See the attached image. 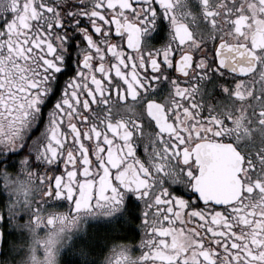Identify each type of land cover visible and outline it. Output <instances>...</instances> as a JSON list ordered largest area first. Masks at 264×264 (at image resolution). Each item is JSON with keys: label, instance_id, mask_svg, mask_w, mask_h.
Returning a JSON list of instances; mask_svg holds the SVG:
<instances>
[{"label": "snow or ice", "instance_id": "1", "mask_svg": "<svg viewBox=\"0 0 264 264\" xmlns=\"http://www.w3.org/2000/svg\"><path fill=\"white\" fill-rule=\"evenodd\" d=\"M0 157V264H264V0H0Z\"/></svg>", "mask_w": 264, "mask_h": 264}, {"label": "flooded vegetation", "instance_id": "2", "mask_svg": "<svg viewBox=\"0 0 264 264\" xmlns=\"http://www.w3.org/2000/svg\"><path fill=\"white\" fill-rule=\"evenodd\" d=\"M166 28L167 22L163 19L160 20L158 25V31H154L153 35L155 39L153 40L154 43H162L163 39L166 37ZM67 75V74H66ZM66 75L61 77V83L66 78ZM138 154L143 157L144 155V147L143 144L138 145ZM13 159H18L15 157H9L8 160H3V157H0V168L4 167V164L10 163ZM56 167V166H54ZM59 169L63 171V165H59ZM43 171V169H41ZM51 171V169L49 170ZM2 183V184H1ZM0 186L3 187V181L0 180ZM6 198L0 199V210L3 211L4 220H0V232L2 234V246H1V254L0 260L3 259L4 256H7L9 260L15 256L14 252H10L7 249V245L5 241H15L18 245L23 243V240L20 236V232L18 229H14L9 227V225L5 222L7 219V210L4 207V200ZM127 201H136V197L129 194L126 196ZM51 204L52 202L49 201ZM138 204L139 202L136 201ZM141 207L143 205L141 204ZM62 211L68 210V204L65 201L63 208L59 209ZM137 215L139 212L137 211ZM84 231L76 230L75 235L78 237L76 240V244L79 245L81 240L88 241L93 244L94 250L88 256V260L94 261L95 264H101L106 256L110 254V250L112 248L113 242L120 243V242H128L133 244L136 247V252L139 253L138 242L140 239V231H139V222H136L129 226L128 224H124L122 222L121 217H117L115 219L103 217V216H95V217H87L83 223ZM135 229V231H133ZM6 246V247H5ZM5 248V252L3 251ZM62 264H77V262L81 259L79 256L72 253L70 248L61 249V256H60ZM115 260V257H113Z\"/></svg>", "mask_w": 264, "mask_h": 264}, {"label": "rangeland", "instance_id": "3", "mask_svg": "<svg viewBox=\"0 0 264 264\" xmlns=\"http://www.w3.org/2000/svg\"><path fill=\"white\" fill-rule=\"evenodd\" d=\"M1 184H2V183H1ZM0 189H2L1 186H0ZM1 198H6V199L4 200V202L7 201V193H3L2 195H0V199H1ZM5 247H6V246H5ZM5 250H6V249L3 248V251H4V252H5Z\"/></svg>", "mask_w": 264, "mask_h": 264}, {"label": "water", "instance_id": "4", "mask_svg": "<svg viewBox=\"0 0 264 264\" xmlns=\"http://www.w3.org/2000/svg\"><path fill=\"white\" fill-rule=\"evenodd\" d=\"M1 246H2V234H1V232H0V254H1Z\"/></svg>", "mask_w": 264, "mask_h": 264}]
</instances>
